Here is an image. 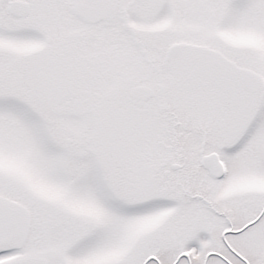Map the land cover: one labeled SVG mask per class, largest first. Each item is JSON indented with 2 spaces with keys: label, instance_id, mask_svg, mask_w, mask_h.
Here are the masks:
<instances>
[{
  "label": "snow or ice",
  "instance_id": "obj_1",
  "mask_svg": "<svg viewBox=\"0 0 264 264\" xmlns=\"http://www.w3.org/2000/svg\"><path fill=\"white\" fill-rule=\"evenodd\" d=\"M0 264H264V0H0Z\"/></svg>",
  "mask_w": 264,
  "mask_h": 264
}]
</instances>
